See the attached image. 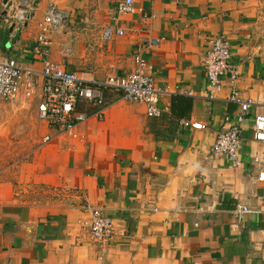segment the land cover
Here are the masks:
<instances>
[{
    "label": "crops",
    "instance_id": "0c3cea01",
    "mask_svg": "<svg viewBox=\"0 0 264 264\" xmlns=\"http://www.w3.org/2000/svg\"><path fill=\"white\" fill-rule=\"evenodd\" d=\"M23 1L31 16L11 32L7 14ZM118 1L0 0L1 57L35 72L47 58L98 84L127 76L141 54L162 91L160 117L114 98L101 120L76 128L78 139L42 122L51 141L0 173V264H264V183L257 181L264 143L252 136L254 116L264 115V0H135L128 13L118 12ZM50 5L66 19L47 36L43 57L34 40ZM216 37L228 43L240 98L253 101L238 166L211 153L228 127L224 118L233 122L239 112L227 82L207 97L202 59ZM40 93L22 89L16 100L33 102L36 118ZM93 208L113 222L105 246L89 236Z\"/></svg>",
    "mask_w": 264,
    "mask_h": 264
},
{
    "label": "built area",
    "instance_id": "2783aa9c",
    "mask_svg": "<svg viewBox=\"0 0 264 264\" xmlns=\"http://www.w3.org/2000/svg\"><path fill=\"white\" fill-rule=\"evenodd\" d=\"M181 3L183 0H174ZM135 0H119L117 10L120 13H128L132 10ZM31 12V4L23 1L16 11L7 14L8 19L14 27L21 28L28 20ZM66 14L50 5L39 25L40 33L35 38L34 54L46 56L42 50L48 44L47 36L58 29L64 23ZM117 35L122 31L117 30ZM112 35L110 29L103 31V38L109 39ZM156 40L151 41L155 45ZM133 70L125 77L109 76L102 83L87 84L76 73L64 70L61 66L53 64L47 58L43 60V68L40 72L23 69L14 59L0 56V99L4 102H15L22 89L25 94L33 95L35 89L40 87L41 93L37 104V119L55 130L58 135H65L72 139H78L76 128L89 117L102 119L101 103L103 92L108 90L120 93L121 99L132 103L143 104L147 117L158 118L161 110L158 107L159 96L162 91L155 86L153 79V66L141 54L133 57ZM202 66L207 80V97L209 100L215 98L224 82L230 89L229 101L238 105L236 120L229 122L228 116L224 121L228 127L224 132L217 135L212 146L211 153L223 155L234 166L239 165L238 152L240 148L242 121L249 107L253 104L251 100L240 98L237 90L238 72L236 67L230 63V51L227 41L223 37H216L210 42V49L202 59ZM83 105L97 107L93 114L81 111ZM185 126L195 130H203L204 125L184 121ZM253 139L264 143V115H256L253 118ZM51 137L46 134L43 143L47 144ZM259 183H264V171L257 176ZM248 209L241 208L246 212ZM88 232L93 243L105 246L113 234V222L105 216L98 208L90 211L88 221Z\"/></svg>",
    "mask_w": 264,
    "mask_h": 264
},
{
    "label": "rangeland",
    "instance_id": "374dc122",
    "mask_svg": "<svg viewBox=\"0 0 264 264\" xmlns=\"http://www.w3.org/2000/svg\"><path fill=\"white\" fill-rule=\"evenodd\" d=\"M112 93L111 98H117ZM81 111H88L83 105ZM45 125L36 118V106L27 99L0 100V173L11 174L44 145Z\"/></svg>",
    "mask_w": 264,
    "mask_h": 264
},
{
    "label": "trees",
    "instance_id": "16d2710c",
    "mask_svg": "<svg viewBox=\"0 0 264 264\" xmlns=\"http://www.w3.org/2000/svg\"><path fill=\"white\" fill-rule=\"evenodd\" d=\"M112 93L113 92H110V91H108V90H105L104 92H103V102L101 103V107L102 106H105V105H107V104H109V103H111L113 100H115V99H119V98H121V94L120 93H115V94H117L118 96H116L117 98H115V99H112L111 98V95H112ZM182 99L183 97H181V96H176L175 97V99ZM96 109H98L97 107H89V110H88V114L89 113H92L93 111H95Z\"/></svg>",
    "mask_w": 264,
    "mask_h": 264
},
{
    "label": "water",
    "instance_id": "95a60500",
    "mask_svg": "<svg viewBox=\"0 0 264 264\" xmlns=\"http://www.w3.org/2000/svg\"><path fill=\"white\" fill-rule=\"evenodd\" d=\"M4 3L6 4V6H9L10 4H7L8 2H7V0H4ZM30 16H31V14H30ZM29 19V18H28ZM14 29V25H11L10 26V31L12 32V30ZM18 35H19V30H18V32L16 33V35H15V37H14V40H16L17 38H18Z\"/></svg>",
    "mask_w": 264,
    "mask_h": 264
}]
</instances>
